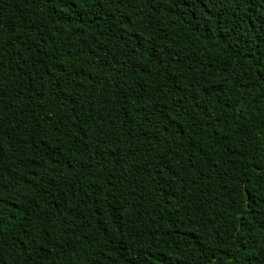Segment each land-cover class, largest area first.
<instances>
[{
	"label": "trees",
	"instance_id": "trees-1",
	"mask_svg": "<svg viewBox=\"0 0 264 264\" xmlns=\"http://www.w3.org/2000/svg\"><path fill=\"white\" fill-rule=\"evenodd\" d=\"M0 264H264V0H0Z\"/></svg>",
	"mask_w": 264,
	"mask_h": 264
}]
</instances>
